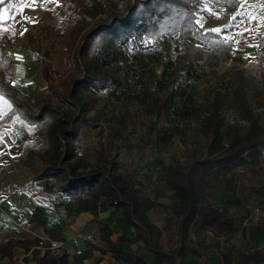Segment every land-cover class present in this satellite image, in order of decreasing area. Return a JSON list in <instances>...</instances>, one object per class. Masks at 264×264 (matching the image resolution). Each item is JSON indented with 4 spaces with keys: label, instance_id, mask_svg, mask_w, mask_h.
<instances>
[{
    "label": "trees",
    "instance_id": "16d2710c",
    "mask_svg": "<svg viewBox=\"0 0 264 264\" xmlns=\"http://www.w3.org/2000/svg\"><path fill=\"white\" fill-rule=\"evenodd\" d=\"M6 1L1 0L0 7ZM189 1L62 0L57 12L67 14L71 21L72 33L67 46L72 58L60 81L48 83L46 95L39 91L31 102L25 100L24 91L13 90L5 81L0 82V94L10 101L12 112L28 122L43 120L47 123L48 148L39 154V160L31 156L29 180H51L54 190L73 199L90 197L93 211L102 197V206L109 211L106 221L116 230L121 229L122 236L130 242L141 240L148 247L159 231L141 208L128 178L119 172L117 158L106 155L102 147L90 149L84 144L88 131L104 116L101 110L89 114L88 101L120 84L117 64L108 67L109 57L132 42L140 45L162 39L163 43H169L172 34H179L185 40V52L202 56L209 52L202 45L217 43L220 34L197 24L195 8ZM223 1L231 5L238 3V0ZM13 35L8 28L0 40L11 46ZM229 52L227 50L221 60L214 58L209 62L224 64ZM47 55L48 59L53 58ZM101 63L107 68H102ZM3 65L9 69L11 63L6 59ZM40 65L39 76L51 79L53 70L48 62L42 60ZM152 102L154 109L146 110L147 113L158 114L162 108H168L167 99L159 104L155 99ZM184 109L181 115H187V105ZM198 121L206 137L202 154L193 155L186 163L158 156L150 166L154 175L147 174L150 180L172 189L178 200L175 214L180 242L185 241L190 226L199 221V216L209 224L226 222L217 206L200 207L206 185L198 186L197 180L233 177L240 164H254L258 158L264 164V69L255 61L241 68L234 67L228 75V86L213 90ZM120 123L115 134L126 125L123 121ZM158 134L161 136V132ZM101 228L105 232L112 230L107 223ZM6 248L0 246L1 250Z\"/></svg>",
    "mask_w": 264,
    "mask_h": 264
},
{
    "label": "rangeland",
    "instance_id": "374dc122",
    "mask_svg": "<svg viewBox=\"0 0 264 264\" xmlns=\"http://www.w3.org/2000/svg\"><path fill=\"white\" fill-rule=\"evenodd\" d=\"M61 1L13 0L23 7L41 9V17L26 31L24 40L31 44L28 54L37 64L45 60L53 70L51 79L39 76L37 85L24 92V98L28 102L39 91L46 95L45 87L48 83L57 84L71 62L72 51L67 46L72 33L71 21L67 14L60 15L57 12V5ZM189 3L195 8V20L202 29H220L219 32L215 31L221 37L217 43L202 45L209 52L203 56L185 52L187 46L179 34H172L174 36L170 37L169 43H163L162 39L148 40V47L144 42L140 45L132 42L126 49H118L109 57L111 63H108V67L117 64L120 84L112 91L93 96L88 101L89 114L101 110L104 111V116L99 118L96 127L88 131L84 144L90 149L95 146L102 147L106 155L117 158L119 172L128 178L141 208L155 222L163 213L175 215L178 200L172 189L147 177V174L154 175L153 169H150L151 162L159 156L186 163L193 155L202 154L206 137L201 132L198 121L201 109L212 97L215 88L224 89L228 86L229 72L236 66L241 68L240 62L234 58L236 45L241 43L242 47L241 37L235 42L232 38L227 39L236 35L234 29L231 36L229 34L234 26L232 22L235 21V15L230 12L233 5L223 0H190ZM198 4L207 8L210 6V12L202 13ZM11 12L9 5L4 10V17L8 19ZM259 37V58L247 59L241 51L237 56L246 63L255 61L264 69V31L257 35ZM227 50L230 52L224 64L209 62L214 58L221 60ZM47 53L53 58L48 59ZM39 67L41 70L42 66ZM101 67L107 68L102 63ZM152 99L158 104L167 99L168 108H162L158 114L147 113L146 110L154 109ZM186 105L188 117L183 119L186 116L181 114ZM11 108L10 101L0 94V191L8 190L10 186L19 184L18 182L24 188L31 175V156L39 160V154L48 148L47 123L43 120L28 122L17 112H12ZM120 121L126 125L115 134V128L121 126ZM85 156L88 157L86 154ZM89 158L92 162L91 156ZM254 176L259 180L264 179L263 163L244 166L239 170L240 193H248L252 184L250 177ZM207 181L206 178L199 179L197 185L205 186ZM207 195L204 194L201 199L202 208L216 205L212 196L209 193ZM99 199L96 211L99 202L103 200L102 197ZM198 218L200 219L194 228L198 236L203 237L204 232L200 231L203 218ZM223 225L227 229L231 227V223L227 221ZM13 240L12 244L18 241ZM7 244L11 245L6 242L4 246L7 247ZM7 250L8 247L4 251Z\"/></svg>",
    "mask_w": 264,
    "mask_h": 264
},
{
    "label": "crops",
    "instance_id": "0c3cea01",
    "mask_svg": "<svg viewBox=\"0 0 264 264\" xmlns=\"http://www.w3.org/2000/svg\"><path fill=\"white\" fill-rule=\"evenodd\" d=\"M9 5L12 12L7 19L4 10ZM197 6L202 13L210 12V6ZM231 10L235 21L229 34L231 36L233 29L238 34L227 39L232 38L235 42L241 37L242 47L241 43L235 44L234 58L243 65L246 62L237 56L240 51L247 59L260 57L257 42L261 38L257 35L264 31V11L259 0H238ZM40 11L38 7H23L13 0L1 5L0 39L8 28L15 35L11 46L0 40V50L20 47L30 62L40 66L28 54L31 44L24 40L26 31L41 17ZM24 18L29 21L26 23ZM4 81L0 71V82ZM27 89L23 91L26 93ZM183 116H186L183 119L188 117ZM262 163L258 158L254 164H240L233 177L228 175L219 179L212 176L206 183L205 195L212 196L222 218L231 223L230 228L220 221L203 222L200 231L204 235L200 237L191 225L187 238L180 242L176 214L163 213L155 222L146 213L159 231L150 247L141 240L130 242L122 236L121 229L116 230L106 221L109 211L102 206V201L95 212L91 198L73 199L62 195L52 188L51 180H29L24 188L18 182L8 190L0 191V246L6 242L11 244H7V251H0V264H264V179L250 177L252 184L248 193L239 192V170ZM103 223L112 230L105 232L101 228ZM47 236L62 240V245L53 250L38 245L39 238ZM13 239L22 242L12 244Z\"/></svg>",
    "mask_w": 264,
    "mask_h": 264
},
{
    "label": "built area",
    "instance_id": "2783aa9c",
    "mask_svg": "<svg viewBox=\"0 0 264 264\" xmlns=\"http://www.w3.org/2000/svg\"><path fill=\"white\" fill-rule=\"evenodd\" d=\"M260 6L264 10V0L260 1ZM24 21H28V19L25 18ZM6 59L11 63L9 69L3 66ZM0 71L5 77L8 87L16 91H23L37 85L40 67L30 62L27 54L20 47H10L0 50ZM38 241V245L49 250L59 248L63 243L62 240L49 236L41 237ZM76 252L79 253L80 250H76Z\"/></svg>",
    "mask_w": 264,
    "mask_h": 264
},
{
    "label": "snow or ice",
    "instance_id": "6c2138e0",
    "mask_svg": "<svg viewBox=\"0 0 264 264\" xmlns=\"http://www.w3.org/2000/svg\"><path fill=\"white\" fill-rule=\"evenodd\" d=\"M212 31H217V32H219V31H220V29H213Z\"/></svg>",
    "mask_w": 264,
    "mask_h": 264
}]
</instances>
